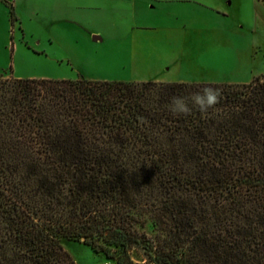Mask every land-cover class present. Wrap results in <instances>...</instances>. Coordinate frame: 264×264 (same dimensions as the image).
I'll use <instances>...</instances> for the list:
<instances>
[{
    "label": "trees",
    "instance_id": "1",
    "mask_svg": "<svg viewBox=\"0 0 264 264\" xmlns=\"http://www.w3.org/2000/svg\"><path fill=\"white\" fill-rule=\"evenodd\" d=\"M204 86L209 115L167 110ZM65 240L117 264H264V80L0 78V264H77Z\"/></svg>",
    "mask_w": 264,
    "mask_h": 264
},
{
    "label": "rangeland",
    "instance_id": "2",
    "mask_svg": "<svg viewBox=\"0 0 264 264\" xmlns=\"http://www.w3.org/2000/svg\"><path fill=\"white\" fill-rule=\"evenodd\" d=\"M8 77L264 80V0H204L171 16L142 0H0V78ZM64 246L77 264H117L83 240Z\"/></svg>",
    "mask_w": 264,
    "mask_h": 264
},
{
    "label": "clouds",
    "instance_id": "3",
    "mask_svg": "<svg viewBox=\"0 0 264 264\" xmlns=\"http://www.w3.org/2000/svg\"><path fill=\"white\" fill-rule=\"evenodd\" d=\"M220 100L221 93L218 89L204 86L186 97L173 96L166 107L174 116H188L194 111L207 116L210 110H214L215 106L220 103Z\"/></svg>",
    "mask_w": 264,
    "mask_h": 264
},
{
    "label": "crops",
    "instance_id": "4",
    "mask_svg": "<svg viewBox=\"0 0 264 264\" xmlns=\"http://www.w3.org/2000/svg\"><path fill=\"white\" fill-rule=\"evenodd\" d=\"M11 1V0H8ZM118 1H132L137 2L138 0H118ZM147 3L148 9H156L161 6V9L166 11L167 15H177L179 7H198L201 3H204V0H142ZM95 41H102L103 38L100 36H94Z\"/></svg>",
    "mask_w": 264,
    "mask_h": 264
}]
</instances>
